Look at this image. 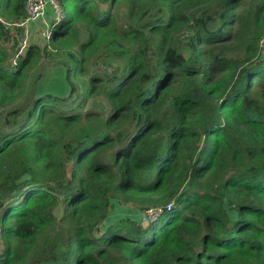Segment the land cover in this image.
I'll return each instance as SVG.
<instances>
[{
	"label": "trees",
	"instance_id": "16d2710c",
	"mask_svg": "<svg viewBox=\"0 0 264 264\" xmlns=\"http://www.w3.org/2000/svg\"><path fill=\"white\" fill-rule=\"evenodd\" d=\"M69 7L14 68L0 21V264H264V0Z\"/></svg>",
	"mask_w": 264,
	"mask_h": 264
},
{
	"label": "built area",
	"instance_id": "2783aa9c",
	"mask_svg": "<svg viewBox=\"0 0 264 264\" xmlns=\"http://www.w3.org/2000/svg\"><path fill=\"white\" fill-rule=\"evenodd\" d=\"M49 5L50 14L49 18L44 19L42 26L39 28L34 27L35 21L42 18L45 15V5ZM65 17L64 11L58 0H26L25 2V14L19 21H8L4 24L6 27L22 29V39L25 44L32 38L40 36L41 38L48 39L52 27H54L58 22L62 21ZM172 203L169 202L166 207L171 208ZM161 207H154L145 210L142 219L144 221H153L162 213Z\"/></svg>",
	"mask_w": 264,
	"mask_h": 264
},
{
	"label": "rangeland",
	"instance_id": "374dc122",
	"mask_svg": "<svg viewBox=\"0 0 264 264\" xmlns=\"http://www.w3.org/2000/svg\"><path fill=\"white\" fill-rule=\"evenodd\" d=\"M72 0H60L61 4L63 5L64 9H69V5L71 4ZM102 7H105V5H102ZM50 37L46 39V42H43V40L38 41L35 40L34 38L31 39L30 43H38L41 45H44L45 43L49 42ZM8 47L10 48V56L8 59V66L11 68H14L15 65L12 64L11 60L13 58L12 53H15V50L12 51L13 46L11 42H8ZM42 63V68H41V74L38 79L34 82V88L32 90V95H35L38 92H53V93H59L60 95H66L68 93V87L62 86L60 90H53L51 87H59L62 85V82H64L63 77H64V72L63 74L61 71L64 69L62 65L56 63L55 61L52 60H44ZM96 68H98L96 66ZM35 74L37 73V70H34ZM57 80L55 83L52 81ZM23 111V110H22ZM9 127L7 125L2 126V129L6 130ZM113 211V210H112ZM112 218L114 219V211L112 212ZM142 223L145 225L148 223V221H144L142 219Z\"/></svg>",
	"mask_w": 264,
	"mask_h": 264
},
{
	"label": "clouds",
	"instance_id": "9594fccd",
	"mask_svg": "<svg viewBox=\"0 0 264 264\" xmlns=\"http://www.w3.org/2000/svg\"><path fill=\"white\" fill-rule=\"evenodd\" d=\"M59 1V0H58ZM25 2H26V0H25ZM60 2V1H59ZM60 5H61V2H60ZM61 7H62V5H61ZM63 9V8H62ZM64 11V10H63ZM24 14H25V4H24ZM24 14H23V16H24ZM65 14V13H64ZM22 16V17H23ZM49 16V15H48ZM21 17V18H22ZM21 18H19V20L21 19ZM49 18V17H48ZM19 20H7V19H3V18H1L0 17V21L2 22V24H3V26L6 28V29H9L10 30V35L12 36V37H14L15 36V34H16V31H17V28H20V27H17L16 29L15 28H10V27H6L5 26V24H4V21L5 22H8V21H11V22H13V21H19ZM61 22V21H60ZM59 23V22H58ZM57 23V24H58ZM56 24V25H57ZM55 25V26H56ZM54 26V27H55ZM21 29V28H20ZM52 29H53V27H52ZM51 33H52V31H51ZM51 35V34H50ZM22 29H21V36L20 37H18V44H17V46H16V50H15V53H12L11 55H13V58H12V60H11V62H12V64H14L15 66L17 65V62H18V59H19V57L21 56V55H23V53H24V51L27 49V47H29L30 46V44H32V43H30L31 42V40L30 41H27L25 44L22 42L23 41V39H22ZM50 37V36H49ZM34 39L35 40H38V41H41V40H43V42H46V38H41L40 36H37L36 38L34 37ZM48 43V42H47ZM35 44H37V45H40V46H44V45H46V43L44 44V45H41V44H38V43H35ZM261 44L262 45H264V38L261 40ZM51 47L48 45V49H50ZM169 203V202H168ZM167 203V204H168ZM172 203V205H171V207L173 206V202H171ZM166 204V205H167ZM158 207H161V206H158ZM154 208V207H153ZM162 208V207H161ZM163 209V208H162ZM166 209H167V207H166ZM162 213H163V210H162ZM161 213V214H162ZM160 214V215H161ZM159 215V216H160ZM158 216V217H159ZM157 217V218H158ZM156 218V219H157ZM155 220V219H154ZM153 220V221H154ZM150 221H148V223H149ZM152 222V221H151Z\"/></svg>",
	"mask_w": 264,
	"mask_h": 264
},
{
	"label": "crops",
	"instance_id": "0c3cea01",
	"mask_svg": "<svg viewBox=\"0 0 264 264\" xmlns=\"http://www.w3.org/2000/svg\"><path fill=\"white\" fill-rule=\"evenodd\" d=\"M50 14V7H49V5H45V15L42 17V18H39L37 21H35V23H34V27L35 28H39V27H41L42 26V23H43V21H44V19H46V18H48L49 15ZM142 219V218H141Z\"/></svg>",
	"mask_w": 264,
	"mask_h": 264
}]
</instances>
